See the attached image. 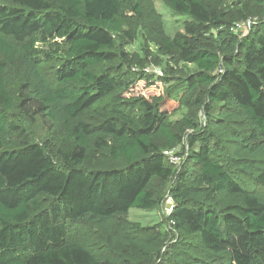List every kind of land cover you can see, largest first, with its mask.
Listing matches in <instances>:
<instances>
[{"label":"trees","instance_id":"16d2710c","mask_svg":"<svg viewBox=\"0 0 264 264\" xmlns=\"http://www.w3.org/2000/svg\"><path fill=\"white\" fill-rule=\"evenodd\" d=\"M165 1L187 21L170 37L152 9L147 58L172 65L155 77L126 50L137 1L135 17L124 0L0 3V264H264V0ZM143 80L163 91L135 93ZM37 120L55 143L36 140ZM167 193L165 220L114 229ZM86 220L95 232L74 228Z\"/></svg>","mask_w":264,"mask_h":264},{"label":"rangeland","instance_id":"374dc122","mask_svg":"<svg viewBox=\"0 0 264 264\" xmlns=\"http://www.w3.org/2000/svg\"><path fill=\"white\" fill-rule=\"evenodd\" d=\"M139 2L143 7L145 14V22L144 25L141 26L138 30L137 39L128 44L126 46V50L130 55L136 54L138 59L140 58L144 63L143 71L146 74L151 75V77L160 76L166 73L168 70V66H172L168 64V57L163 56V62L160 65L154 64V62L150 61L148 57V51L156 53L158 51V47L152 41L150 37V29L153 27L152 23V9L161 16L163 21L164 29L167 35L170 37L175 36L178 32H183L185 28V22L187 21V16L177 15L175 14L168 3L165 0H124V9L123 14L130 17H135L134 11L131 9V4L133 2ZM0 3L3 4H11V0H0ZM251 20H247L242 22L239 26L240 32H245L248 29V24ZM10 43L14 46L21 47L19 44L14 41L8 39ZM135 63L137 61L135 60ZM53 64H49L46 70V73L50 72ZM140 69V66H137ZM176 66H174L175 68ZM183 70L187 71L194 70L195 66L192 64H181L180 66ZM177 69V68H176ZM26 75L25 67L21 64V60L19 59L16 64H11L6 72V79L9 86V89L13 93H18L21 84L24 81V76ZM163 91V85L160 82H156L155 85L149 86L146 81H140L137 87L135 88V93H143L146 95H153ZM102 106V105H101ZM188 113L187 109H183L178 112L176 115L172 117V120L179 119L182 116ZM201 120H205V116L203 113H200ZM39 119V118H38ZM60 130L57 129L56 132L53 131L51 127H47L42 121L37 120L34 123V136L36 140L42 141L46 139L52 140V143H55L56 138L59 136ZM12 138H17L16 135H12ZM185 155V153H184ZM174 207V201L169 197L168 193L166 194V198L164 202L157 209L153 210H145L140 208H132L126 217L119 216L116 217L112 224L115 230L124 229L129 222L137 223L141 226H152L159 223L162 220H165L168 214L172 211ZM75 229L80 231H88L95 232L96 226L90 223L89 220L83 221L79 224L74 225Z\"/></svg>","mask_w":264,"mask_h":264},{"label":"built area","instance_id":"2783aa9c","mask_svg":"<svg viewBox=\"0 0 264 264\" xmlns=\"http://www.w3.org/2000/svg\"><path fill=\"white\" fill-rule=\"evenodd\" d=\"M135 71H138V68H133ZM181 147H175L173 149L165 151L166 156L172 164L180 165L183 161L184 154H180Z\"/></svg>","mask_w":264,"mask_h":264}]
</instances>
